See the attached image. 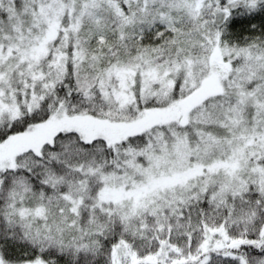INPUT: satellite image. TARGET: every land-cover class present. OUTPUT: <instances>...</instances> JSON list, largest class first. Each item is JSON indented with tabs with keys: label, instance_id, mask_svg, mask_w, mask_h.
Masks as SVG:
<instances>
[{
	"label": "snow or ice",
	"instance_id": "snow-or-ice-1",
	"mask_svg": "<svg viewBox=\"0 0 264 264\" xmlns=\"http://www.w3.org/2000/svg\"><path fill=\"white\" fill-rule=\"evenodd\" d=\"M0 264H264V0H0Z\"/></svg>",
	"mask_w": 264,
	"mask_h": 264
}]
</instances>
